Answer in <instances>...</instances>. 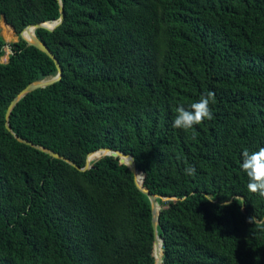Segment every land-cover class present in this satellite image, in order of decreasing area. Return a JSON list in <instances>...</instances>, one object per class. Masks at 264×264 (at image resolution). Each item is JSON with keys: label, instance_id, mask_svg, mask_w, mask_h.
Here are the masks:
<instances>
[{"label": "trees", "instance_id": "obj_1", "mask_svg": "<svg viewBox=\"0 0 264 264\" xmlns=\"http://www.w3.org/2000/svg\"><path fill=\"white\" fill-rule=\"evenodd\" d=\"M61 1L62 25L35 33L62 79L17 104L12 132L81 168L102 148L132 155L161 207V264H264V197L240 168L264 147V0ZM2 18L19 34L60 3L0 0ZM6 46L0 35V264H155L151 202L120 158L81 172L7 130L15 97L57 68L23 40L3 64ZM208 91L214 119L174 128L176 107Z\"/></svg>", "mask_w": 264, "mask_h": 264}, {"label": "water", "instance_id": "obj_2", "mask_svg": "<svg viewBox=\"0 0 264 264\" xmlns=\"http://www.w3.org/2000/svg\"><path fill=\"white\" fill-rule=\"evenodd\" d=\"M59 3H60V19L58 21H54L52 23H41V24H37V25H34V26H29L27 27L25 30H24V33L28 32L30 34V32H32V35H29V38H25L24 35L22 34V38L28 43L29 46H32V47H35L37 50L43 52L46 56H48L55 64L56 68H57V75L54 76V77H51V78H48V79H44L42 81H37V82H34V83H31L30 85H28L23 91H21L16 97L15 99L11 102L10 106L8 107V110L6 112V128L8 131H10L13 136L21 143H24L40 152H43L47 155H49L51 158H54V159H59V160H62L66 163H68L69 165H71L72 167L76 168L78 171H81V172H85L86 170H88L91 166V162H93L94 160H97V159H100L102 157H105V156H113V157H117V158H120V162L122 164H125L128 169L130 170V172L134 175V181H135V184H136V187L137 189H139L140 192H142L143 194H145L150 202H151V205H152V209H151V212H152V222H151V225H152V228H153V231H154V237H155V243H154V255H155V258H156V264H159L162 262V259H159L158 258V250H159V247H163V239L161 236L158 235L157 233V228L159 227V217H160V210H161V207L159 206L158 202H157V196L156 195H153L149 192H145L140 184L138 183V170H137V167H136V163H135V160L133 158L132 155L130 154H125L121 151H118V150H113V149H110V148H102L98 151H95V152H92L88 155V158H87V162H86V165L84 168H81L79 167L77 164H75L73 161H71L70 159L62 156L61 154L51 150V149H48L44 146H40V145H37V144H34L24 138H21L19 137L18 135L14 134L12 132V128L9 124V119H10V116L14 110V108L17 106V104L22 100L24 99L28 94L38 90V89H42V88H46V87H49V86H52L53 84L61 81L62 79V67L58 61V59L56 58V56L53 54V52L44 44L42 43V41H40L38 39V37H36V35L34 34L35 32V29H46L50 32L54 31L58 26H60L62 24V21H63V16H64V8H63V5L61 3V0H58ZM48 25H52V27H49ZM171 199H174V198H171ZM163 200H170L169 198H164ZM159 206V210H157V207ZM163 250H162V256H163Z\"/></svg>", "mask_w": 264, "mask_h": 264}, {"label": "clouds", "instance_id": "obj_3", "mask_svg": "<svg viewBox=\"0 0 264 264\" xmlns=\"http://www.w3.org/2000/svg\"><path fill=\"white\" fill-rule=\"evenodd\" d=\"M61 3H62V1H61ZM63 19H64V16H63ZM58 20H55V21H58ZM1 22H4L6 24V26L8 25L12 29L11 32L13 34H15V36L18 37V41L17 42H19L20 40H23L28 45V43L22 38V35L20 33L19 34L16 33L14 28L11 25H9L5 21V19L2 18L0 23ZM52 22H54V21L43 22V23H52ZM62 23H63V21H62ZM36 30L37 29H35V31ZM34 34L36 35V33H34ZM6 43L8 44V46H6V48H8L7 51H6L8 61L6 63L3 62V64H8L9 63V55L11 53V51H10V44L11 43L10 44L8 42H6ZM14 43H16V42H14ZM29 47H32V46H29ZM2 58H4V56ZM1 63H2V61H1ZM215 102H216L215 93L212 92V91H208L205 94H202L201 97L197 101L191 103L188 107H185L183 104L178 105L176 107V109H175L176 115H175V118L173 120V125L172 126L174 128H176V129H181V130H184V131L187 132L189 130H193L195 128V126L202 124L205 120L211 121L212 119H214V115H213V111H212L211 105L215 104ZM194 135L195 134L193 133V136ZM94 161H96V160H94ZM90 168H91V166H90ZM240 168L242 169V171L246 174V176L248 178L247 190L250 193L259 194L260 196L264 197V147H260L258 150H255V151H249L248 149H244L242 151V153H241ZM138 174H139V171H138ZM185 174L189 175V176L195 175L196 174L195 166L194 165L187 166L185 168ZM134 183H135V181H134ZM135 186H136V184H135ZM148 190H149V193H151L149 188H148ZM164 198H167V197H163L162 199H164ZM157 199H158V196H157ZM169 199L170 200H174L176 198H174V199L169 198ZM93 218L97 219V215L94 214ZM250 222H252V218L250 219ZM154 259H155V264H156L155 255H154ZM161 259L163 260V256H162ZM161 263H159V264H161Z\"/></svg>", "mask_w": 264, "mask_h": 264}, {"label": "rangeland", "instance_id": "obj_4", "mask_svg": "<svg viewBox=\"0 0 264 264\" xmlns=\"http://www.w3.org/2000/svg\"><path fill=\"white\" fill-rule=\"evenodd\" d=\"M9 29H10V30H9ZM11 30H12V29H11L8 25L6 26V24H5L4 22H1V23H0V35H1V36L3 37V39H4L6 42H8L9 44L18 41V37L15 36V34H13V33L11 32ZM7 49H8V48H6V51H7ZM1 61H2V63H3V62L6 63V62L8 61V59H7V53H6V55L4 56V58L1 59Z\"/></svg>", "mask_w": 264, "mask_h": 264}, {"label": "bare ground", "instance_id": "obj_5", "mask_svg": "<svg viewBox=\"0 0 264 264\" xmlns=\"http://www.w3.org/2000/svg\"><path fill=\"white\" fill-rule=\"evenodd\" d=\"M49 27H52V25H48ZM21 35L23 34L24 35V37L25 38H29V35H32V32H30V34L28 33V32H26V33H24V31L23 32H21L20 33ZM137 179H138V183L140 184V181H139V176L137 175ZM140 186H141V188L145 191V192H148L144 187H142V185L140 184ZM157 233H158V228H157ZM160 250H161V246L159 247V250H158V252H160ZM158 258H159V255H158Z\"/></svg>", "mask_w": 264, "mask_h": 264}]
</instances>
